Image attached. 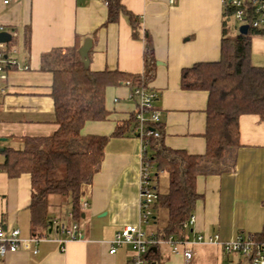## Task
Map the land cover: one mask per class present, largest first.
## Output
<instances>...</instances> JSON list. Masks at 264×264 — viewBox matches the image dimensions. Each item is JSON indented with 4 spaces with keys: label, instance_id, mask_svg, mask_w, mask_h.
<instances>
[{
    "label": "crops",
    "instance_id": "1",
    "mask_svg": "<svg viewBox=\"0 0 264 264\" xmlns=\"http://www.w3.org/2000/svg\"><path fill=\"white\" fill-rule=\"evenodd\" d=\"M121 1L139 19L137 38L133 36L126 13H121L115 21H108L109 9L103 0H10L8 4L0 0V24L12 33L10 42L16 49L18 61L17 67L7 70L5 89L0 92V149L21 148L23 138L48 136L58 129L54 99L50 95L53 76L44 68V54L72 47L80 49L90 38L92 46L87 66L91 70L140 73L144 70V36L149 33L157 59L156 75L150 85L158 92L155 107L160 112L162 139L173 149L196 155L206 153L209 94L204 90L183 89L181 75L184 68L195 63L220 59L224 0ZM27 29L30 30L29 47ZM254 57L253 64L257 63L256 55ZM106 104L111 111L108 118L87 122L82 130L84 135L110 136L117 123L129 119L137 107L126 85L108 87ZM253 116L264 120L256 114L242 115V145L229 149L227 156L230 154V157L211 163L212 172L202 173L197 178L200 198L192 213L195 221L186 227L192 257L187 260L182 253H173L170 245L162 244L158 247L161 264H198L202 255H209L220 264V258L225 255L220 243L198 240L199 235L218 234L220 241H230L239 233L254 235L263 231L264 189H241L238 179L242 171L248 174L253 164L263 161L256 157L263 156L264 144L246 140L242 130L243 118L254 122L256 117ZM151 152L149 147L148 154ZM3 161L1 155L0 163ZM140 166V139L131 132L111 135L100 167L92 183L85 187L83 197L89 207L80 222L84 238H67L60 225L68 226L72 222L69 217L71 198L52 194L48 207L52 230L49 226L46 237L8 254L0 264H128L133 256L130 245L109 253L110 241L116 233L129 224L140 225L148 233L156 232L168 222L167 218L164 224H159L157 214L152 219L155 227L143 221ZM155 171L154 168L153 173ZM163 178L166 182L160 187ZM154 185L157 192L166 193L168 174L161 172L154 178ZM243 190L247 194L244 200L241 198ZM31 196L29 174L12 178L0 169V223L18 227L25 239L33 236ZM249 207L253 208L254 216L257 211L255 217L248 214ZM229 263L239 264L232 259Z\"/></svg>",
    "mask_w": 264,
    "mask_h": 264
},
{
    "label": "trees",
    "instance_id": "2",
    "mask_svg": "<svg viewBox=\"0 0 264 264\" xmlns=\"http://www.w3.org/2000/svg\"><path fill=\"white\" fill-rule=\"evenodd\" d=\"M108 21H115L126 13L133 28V36L139 37V19L128 11L121 0H107ZM233 8L224 6V29L221 55L218 61L198 62L184 68L181 86L186 90L207 91V151L204 155L190 154L185 150L165 145L159 124L160 136L151 137L150 161L155 168L156 179L166 172L168 191L158 192L153 208L163 207L168 212V222L155 232L160 239L170 236L187 238L184 223L190 218L200 198L196 182L200 174L212 172L211 163L227 156L231 148L242 145L240 117L256 114L264 119V66L251 60V43L254 35L264 30L249 29L247 34H230L228 23ZM30 30L25 31L29 47ZM144 70L128 73L120 70H91L81 58L78 47L58 49L43 55L44 68L51 71L53 79L50 95L54 99V115L58 129L48 136L23 138L21 148L5 147L0 155L4 161L0 169L10 177L29 174L32 196L29 205L30 227L33 236L48 234L51 217L48 215L49 196L71 198L73 220L80 223L84 211L80 199L85 187L92 183L104 155V147L110 136H123L136 124L135 113L129 119L119 121L110 136L84 135L82 130L89 121L108 118L107 89L126 85L129 89L150 84L156 75L157 59L149 33L144 36ZM13 42H10L11 46ZM9 67H6V71ZM129 82V83H127ZM156 188V186H155ZM157 191V190H156ZM264 239L262 232L254 234ZM162 245V244H160ZM156 245L149 250V260L160 263Z\"/></svg>",
    "mask_w": 264,
    "mask_h": 264
},
{
    "label": "built area",
    "instance_id": "3",
    "mask_svg": "<svg viewBox=\"0 0 264 264\" xmlns=\"http://www.w3.org/2000/svg\"><path fill=\"white\" fill-rule=\"evenodd\" d=\"M108 5L107 0H103ZM10 0H3L8 4ZM173 2V0H170ZM230 5L233 8V16L242 24H248L249 29L264 30V0H224V6ZM6 31L5 26L0 24V32ZM10 42H0V92L4 91L3 80L7 78L6 67H17L18 61L15 56L16 49L9 45ZM27 67V66H25ZM129 83V82H127ZM130 97L136 101L135 119L136 124L131 133L141 141V166H140V212L143 221L149 223L153 219L154 203L158 198V192L154 185L153 165L148 155L149 140L151 137H159L160 112L155 107L158 92L150 84H140L130 89ZM80 206L83 211L89 207V202L83 196L80 199ZM72 222L66 226L61 224L60 228L66 232L68 239H82L80 223L73 220L72 211L69 213ZM195 216L184 223L185 227L193 224ZM57 222V221H54ZM53 224V222H52ZM46 236H32L29 239L21 237L18 227H10L0 223V260L8 254L20 248H28L31 242H38ZM198 240L208 243H220L223 253H240L248 264H264V239H258L252 234L239 233L235 239L220 241L219 235H199ZM63 241H67L64 239ZM160 244L171 246L173 253H182L189 260L192 257V250L189 247L191 241L188 238H177L170 236L167 239H160L155 232H146L140 225H126L116 233L110 241L109 253L114 254L118 247L130 245L133 256L128 264H150L149 250L151 247Z\"/></svg>",
    "mask_w": 264,
    "mask_h": 264
},
{
    "label": "rangeland",
    "instance_id": "4",
    "mask_svg": "<svg viewBox=\"0 0 264 264\" xmlns=\"http://www.w3.org/2000/svg\"><path fill=\"white\" fill-rule=\"evenodd\" d=\"M240 25H241L240 21H238L232 15L230 20H229V23H228L229 33L230 34L239 33V26ZM251 48H252L251 49V60H253V62L256 61V59L254 57V55H256L257 63H254V64L264 66V33L257 34V35L253 36ZM6 75H7V72H6ZM4 80H3V83H4ZM246 115H250V114H246ZM243 117H245V116H243ZM253 117H256L254 122H248L243 118L242 130H243V133H245V136H246L245 138H246V140L249 138L254 143L264 144V120H262V121L258 120L257 116H253ZM255 155H257V154H255ZM227 157H230V154H228ZM253 157L255 158L254 155H253ZM261 158L263 161L262 162L258 161V163H255V165L253 164V166H252L253 168H251L252 170H250L248 172V174H246L244 171H242V173L239 174L238 179L240 182L241 189L246 188V187L247 188L249 187L248 188L249 190H254L255 188L264 189V154L262 157L257 155L256 160L261 159ZM0 159H1V155H0ZM165 182H166V179H164V178L161 179V186L160 187H162V185L164 186ZM161 191H162V188H161ZM245 195H247V194L243 190L242 191V197H241L242 200H244ZM243 204H244V202H243ZM152 209H153V213H154L153 216L155 214L158 215L159 224H164L166 222V219L168 218L167 210H165V209L161 210L160 207H159V209L158 208L154 209L152 207ZM246 210H247V208H246ZM252 210H253V208L249 207L248 214L250 216H254L252 213L253 212ZM258 214H259V212H258ZM256 215H257V211L255 213V216ZM150 226H152V227L156 226V224L154 223V220L150 221ZM245 232H247V231H245ZM231 259L235 263L248 264L247 259L243 255H241L240 253H237V252L230 253L228 255H226V254L223 255L220 258L219 262H220V264H230L229 261ZM215 261L216 260L212 259L209 255H202L199 258L198 264H217Z\"/></svg>",
    "mask_w": 264,
    "mask_h": 264
},
{
    "label": "water",
    "instance_id": "5",
    "mask_svg": "<svg viewBox=\"0 0 264 264\" xmlns=\"http://www.w3.org/2000/svg\"><path fill=\"white\" fill-rule=\"evenodd\" d=\"M249 32V25L248 24H242L239 26V33L240 34H247ZM12 40V33L9 31H1L0 32V42H10ZM92 46V39L87 38L82 45V47L79 49L81 58L84 60L85 64L88 65V53L90 51V48ZM3 150V149H0ZM50 224V230H52V220L49 222Z\"/></svg>",
    "mask_w": 264,
    "mask_h": 264
}]
</instances>
